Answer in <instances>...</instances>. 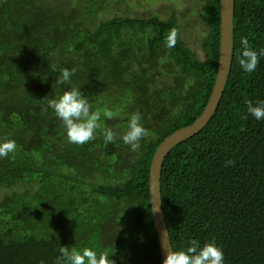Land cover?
I'll use <instances>...</instances> for the list:
<instances>
[{"label": "trees", "instance_id": "trees-1", "mask_svg": "<svg viewBox=\"0 0 264 264\" xmlns=\"http://www.w3.org/2000/svg\"><path fill=\"white\" fill-rule=\"evenodd\" d=\"M58 1L0 0V264H162L149 165L209 98L219 0L195 32ZM232 40L212 118L163 162L173 264H264V0H234Z\"/></svg>", "mask_w": 264, "mask_h": 264}, {"label": "water", "instance_id": "water-1", "mask_svg": "<svg viewBox=\"0 0 264 264\" xmlns=\"http://www.w3.org/2000/svg\"><path fill=\"white\" fill-rule=\"evenodd\" d=\"M219 50L216 77L209 98L200 115L189 125L175 130L157 146L149 165L148 188L153 223L162 264H173L171 242L161 201L160 176L164 159L176 144L192 137L209 122L218 107L232 60L234 0H219Z\"/></svg>", "mask_w": 264, "mask_h": 264}, {"label": "rangeland", "instance_id": "rangeland-1", "mask_svg": "<svg viewBox=\"0 0 264 264\" xmlns=\"http://www.w3.org/2000/svg\"><path fill=\"white\" fill-rule=\"evenodd\" d=\"M126 1L129 2L128 8L138 12V15L141 16L147 14L146 12L149 13V11H152L154 9H157L159 12L161 11L160 13L163 16L168 14V12L174 8L182 10L181 15H183L182 19H184L185 23L190 17V14L192 15L196 12H201L202 10V0H125V2ZM67 2L68 0L58 1L60 6H63ZM195 21L196 20H192L186 23V27L189 28L190 32H195ZM202 30H206L205 24H197V31L201 32Z\"/></svg>", "mask_w": 264, "mask_h": 264}]
</instances>
